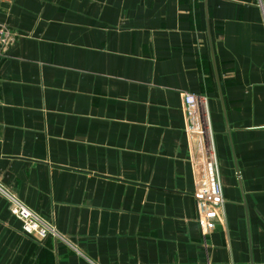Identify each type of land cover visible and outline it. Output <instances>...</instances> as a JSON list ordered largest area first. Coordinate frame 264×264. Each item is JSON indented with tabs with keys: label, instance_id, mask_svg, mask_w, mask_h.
<instances>
[{
	"label": "crops",
	"instance_id": "obj_1",
	"mask_svg": "<svg viewBox=\"0 0 264 264\" xmlns=\"http://www.w3.org/2000/svg\"><path fill=\"white\" fill-rule=\"evenodd\" d=\"M0 24V264H264V0H0ZM185 93L218 203L193 194Z\"/></svg>",
	"mask_w": 264,
	"mask_h": 264
},
{
	"label": "built area",
	"instance_id": "obj_2",
	"mask_svg": "<svg viewBox=\"0 0 264 264\" xmlns=\"http://www.w3.org/2000/svg\"><path fill=\"white\" fill-rule=\"evenodd\" d=\"M18 37L19 34L15 30L0 24V51L13 44ZM204 105L205 97L202 95L192 93L183 95L188 130L198 135V142L192 158L195 169L193 194L205 202L218 203L222 200V191L207 118L203 109ZM0 191H3L1 185ZM8 199V210L21 221L22 229L26 233L39 238H45L47 235L55 233L51 223L45 217L33 212L12 196H9Z\"/></svg>",
	"mask_w": 264,
	"mask_h": 264
}]
</instances>
